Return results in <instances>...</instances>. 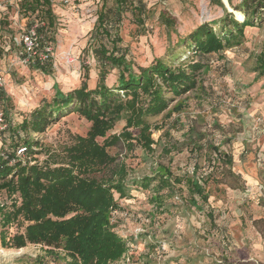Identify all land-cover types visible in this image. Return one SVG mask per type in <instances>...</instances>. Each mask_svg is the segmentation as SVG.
Instances as JSON below:
<instances>
[{"label":"rangeland","instance_id":"374dc122","mask_svg":"<svg viewBox=\"0 0 264 264\" xmlns=\"http://www.w3.org/2000/svg\"><path fill=\"white\" fill-rule=\"evenodd\" d=\"M221 1L230 12L227 1ZM143 2L150 12L143 27L126 14L119 33L120 46L135 72L154 58H163L173 67H185L194 60L206 65L196 71L193 89L180 95L165 92L167 105L160 113L144 117L149 147L138 143L142 125L128 127L121 114L118 119L112 114L106 117L104 122L110 127L94 140L103 148V162L96 161L87 173L70 162L73 148L89 141L94 126L82 114L66 112L39 133L20 126L35 109L52 100L54 85L63 93L84 82L88 89L95 88L101 68L88 42L102 1H55L56 30L48 40L53 48L48 62L23 64L14 50L0 55L1 100L9 122L5 141L16 150L36 140L33 153L22 157L24 163L55 177L29 184L31 193L26 192V197H21L16 180L14 189H1L0 264H35L39 257L45 264H61L62 253L58 258L46 253L45 245L29 242L16 248L14 236L24 234L36 221L30 217L41 223L37 229L41 232L48 220L68 219L96 208L106 188L120 178L122 167L127 195L118 199L114 193L118 207L111 211L109 225L124 238L128 251L116 264H264V238L253 225L254 220L264 219L260 204H264V19L246 27L241 40L225 44L217 53L201 55L182 39L199 25L219 20L221 8L210 0ZM232 12L242 20L239 12ZM160 13L174 20L173 29L160 21ZM29 22L18 14L17 0H0V45L20 38ZM117 79L118 70L110 68L106 86L115 88ZM189 127L194 128L191 137ZM212 144L230 156V167L242 183L231 189L209 180L207 201L193 195L196 205L191 206L188 181L198 179L202 184L201 177L212 169ZM69 169L72 176L99 187L79 190L69 181ZM166 171L171 174L166 183L172 187L162 182Z\"/></svg>","mask_w":264,"mask_h":264},{"label":"trees","instance_id":"16d2710c","mask_svg":"<svg viewBox=\"0 0 264 264\" xmlns=\"http://www.w3.org/2000/svg\"><path fill=\"white\" fill-rule=\"evenodd\" d=\"M55 1L17 0L18 14L29 19V26H36L40 37L39 46L51 47L49 59L53 48L48 40L53 39L57 21L53 9ZM101 1L102 5L96 12V20L89 32L88 42L89 49L101 68L95 88L88 89L84 82L79 88L63 93L54 85L55 93L52 100L35 109L29 119H24L20 126L26 132L39 133L46 125L59 119L66 112L75 111L82 114L94 125L90 131L89 141L75 146L71 154L70 162L72 165H77L75 167L82 173L93 170L96 161L103 162V156L100 154L103 148L99 147L94 140L97 136L103 137L107 128L110 127L104 122L106 117L112 114L118 119L121 114L126 118L128 127L134 123L142 125L139 128L138 143L149 147L151 141L149 126L145 124L144 117L151 113H160L167 105L168 99L164 96L165 92L180 95L193 89L197 83L196 71L203 69L206 65L194 60L188 61L189 64L185 67L183 65L173 67L163 58H154L150 65L136 67L135 72L134 64L126 59L124 50L120 46L122 41L119 34L120 25L124 16L129 14L136 26L143 27L145 18L150 12L146 9L143 0ZM226 1L231 9L230 12H227L221 0H210L212 5L222 9L223 16L219 20L199 25L182 39V42L184 41L188 47L201 55L217 53L225 44L237 39L241 40L244 37V29L254 27V21L260 22L264 19V0H240L237 4H234L233 0ZM232 10L239 12L242 20L237 19ZM159 19L168 29H173L174 20L168 15L160 13ZM13 50L17 61L20 60L24 55L21 36L13 39V42L4 41V44L0 45L2 56ZM34 62L40 64L37 61ZM110 68L118 70L115 88H108L105 84ZM5 117L7 121L6 112ZM96 120H99V123ZM7 124V128L0 136V191L3 188L14 189L16 180L21 197H26V192L29 195L31 193L29 184H38L42 179L54 181L55 177L53 174H48V172L51 173L50 171H42L40 168L26 165L24 156L22 158L16 155L18 148H24V155L33 153L31 148L38 145L36 140L32 139L31 143L24 142L16 150L9 148L5 141L9 135L8 121ZM125 133L130 137L129 132ZM192 134H194V128L189 127L188 135L191 137ZM210 150L212 151V169L205 178L201 177L202 184L198 179L188 181L187 190L190 194L191 206L196 205L193 195H197L202 202L207 201L209 189H206V184L209 180H212L214 185L221 184L231 189L237 188L242 183L241 176L235 174L230 167L232 164L230 156L220 151L214 144L210 146ZM120 172V178L115 184L106 188L104 197L96 208L86 210V214H75L68 219L48 220L41 232L37 231L41 223L37 222V218L30 217L29 220L36 221L25 228L24 234L14 236L13 245L16 248L25 246L26 242L45 245L49 249L46 252L48 254H54L59 258L62 253L61 264H116L123 260L128 251L126 241L113 232L109 225L110 213L118 207L114 193L118 194V199L127 195L124 167L120 169ZM67 175L70 183L81 191L99 187L97 183L86 178L72 176L70 169L67 170ZM164 178L163 183L171 181L169 171H166ZM169 183L166 184L172 187ZM24 201H26L25 198ZM260 204L264 207V204L261 202ZM4 217L7 216L4 214ZM253 225L264 238V219L254 220ZM35 264L45 263L39 257L35 260ZM56 264L59 263L56 262Z\"/></svg>","mask_w":264,"mask_h":264},{"label":"built area","instance_id":"2783aa9c","mask_svg":"<svg viewBox=\"0 0 264 264\" xmlns=\"http://www.w3.org/2000/svg\"><path fill=\"white\" fill-rule=\"evenodd\" d=\"M39 35L36 29V26H30L22 35L21 42L24 51V55L22 56L21 62L23 64H28L30 62L37 61L41 64L46 62L51 55V47L43 46L40 47L38 40ZM4 88V79L0 74V97ZM8 124L5 117L4 107L0 100V136L2 132L7 128ZM16 155L19 157L24 156V148H18L16 151Z\"/></svg>","mask_w":264,"mask_h":264},{"label":"bare ground","instance_id":"6f19581e","mask_svg":"<svg viewBox=\"0 0 264 264\" xmlns=\"http://www.w3.org/2000/svg\"><path fill=\"white\" fill-rule=\"evenodd\" d=\"M240 16V15H239Z\"/></svg>","mask_w":264,"mask_h":264}]
</instances>
